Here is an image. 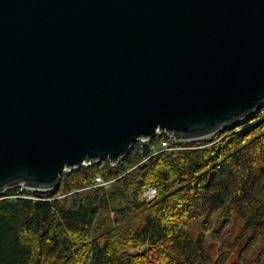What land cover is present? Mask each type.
Returning <instances> with one entry per match:
<instances>
[{"label": "water", "instance_id": "1", "mask_svg": "<svg viewBox=\"0 0 264 264\" xmlns=\"http://www.w3.org/2000/svg\"><path fill=\"white\" fill-rule=\"evenodd\" d=\"M262 102L264 0H0V191L53 189Z\"/></svg>", "mask_w": 264, "mask_h": 264}, {"label": "trees", "instance_id": "2", "mask_svg": "<svg viewBox=\"0 0 264 264\" xmlns=\"http://www.w3.org/2000/svg\"><path fill=\"white\" fill-rule=\"evenodd\" d=\"M164 137L64 172L53 189L6 190L17 196L0 198V264H261L264 102L181 149L158 151Z\"/></svg>", "mask_w": 264, "mask_h": 264}, {"label": "built area", "instance_id": "3", "mask_svg": "<svg viewBox=\"0 0 264 264\" xmlns=\"http://www.w3.org/2000/svg\"><path fill=\"white\" fill-rule=\"evenodd\" d=\"M164 135L165 137L163 138V140H161L160 142V150L158 151H163V150H172V149H176V148H179V147H175V148H171L169 147V143L172 142V141H176L178 142L179 140L178 139H175L173 137H171L170 135L167 134V131L166 130H161V132H159L158 134L156 135H153L152 137H150L148 140H136L135 143H138V146L141 148L143 146V144H146V143H149V141L152 139V138H160V136ZM164 146V147H163ZM155 153V152H154ZM157 153V151H156ZM95 185H98V186H104V185H107L109 181H105L100 175H97L95 177ZM11 188H19L20 190H27V189H31V190H35V189H32V188H29L27 186H23V185H11L9 187H5L4 189H2L0 191V196L3 195V193L6 191V190H10ZM157 194V189L154 185H151V186H148L146 188V190L143 192L142 194V199L145 201V202H151L155 196ZM10 196H17V195H14V194H10V195H7V196H2V197H10Z\"/></svg>", "mask_w": 264, "mask_h": 264}, {"label": "rangeland", "instance_id": "4", "mask_svg": "<svg viewBox=\"0 0 264 264\" xmlns=\"http://www.w3.org/2000/svg\"><path fill=\"white\" fill-rule=\"evenodd\" d=\"M252 113V112H251ZM228 127V126H227ZM226 128V127H225ZM221 129H223V128H221ZM220 130V129H219ZM209 136H211V134L210 135H208V137L207 136H205V137H202L203 139L204 138H209ZM202 138H197V139H193V140H187V141H184V140H179L178 142H176V141H172V142H170L169 143V147H171V148H175V147H179V148H176V149H172V150H170V151H173V150H178V149H181V148H183V145H186V144H188V142H190V141H194V140H199V139H202ZM164 147V146H163ZM160 148H161V146H160ZM160 150V149H159ZM65 172H69V171H65ZM64 173V172H63ZM112 185V183H111V181H109L108 182V184L107 185H104V186H101V187H105V188H107V189H109L110 188V186ZM3 196V195H2ZM2 196H0V198L2 197ZM221 218L219 217V216H215V218H214V224H215V226L216 225H220L221 224ZM225 228V227H224ZM199 229H202V219L200 218V219H197L195 222H192V223H190L189 224V230L191 231V232H196L197 230H199ZM219 237V236H218ZM217 237V239H219ZM260 250H261V244L260 243H258V246L257 247H254V248H252L251 250H250V254H249V256L250 257H254V256H256V255H258L259 254V252H260ZM233 259H235V258H233ZM234 261V260H233ZM261 264H264V256L262 257V261H261Z\"/></svg>", "mask_w": 264, "mask_h": 264}]
</instances>
